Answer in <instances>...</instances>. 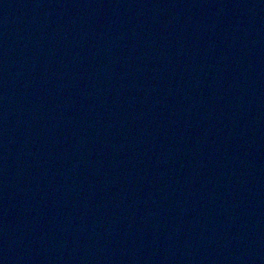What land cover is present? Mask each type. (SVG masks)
<instances>
[{"label": "water", "instance_id": "water-1", "mask_svg": "<svg viewBox=\"0 0 264 264\" xmlns=\"http://www.w3.org/2000/svg\"><path fill=\"white\" fill-rule=\"evenodd\" d=\"M251 0H0V264H130Z\"/></svg>", "mask_w": 264, "mask_h": 264}]
</instances>
